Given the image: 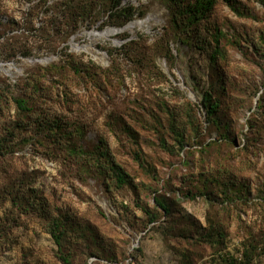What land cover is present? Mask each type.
<instances>
[{"label":"rangeland","instance_id":"374dc122","mask_svg":"<svg viewBox=\"0 0 264 264\" xmlns=\"http://www.w3.org/2000/svg\"><path fill=\"white\" fill-rule=\"evenodd\" d=\"M64 2L0 0V90L38 84L35 111L107 148L128 184L22 131L0 153V264H64L52 218L72 264H264V0H220L197 26L164 0H126L122 27L100 0L54 42L42 30ZM16 119L12 105L3 121Z\"/></svg>","mask_w":264,"mask_h":264},{"label":"trees","instance_id":"16d2710c","mask_svg":"<svg viewBox=\"0 0 264 264\" xmlns=\"http://www.w3.org/2000/svg\"><path fill=\"white\" fill-rule=\"evenodd\" d=\"M108 1L109 19H115L117 23L118 20H122L121 24L116 23L113 26L122 27L134 20L137 13L132 7L123 4L126 0ZM218 1L220 0H164L177 26L184 24L200 25L210 18ZM223 1L231 3L233 0ZM99 3L100 0H65L61 4L60 12L51 13V15L48 13L51 19L48 26L45 29L43 28V33L52 36L53 41L59 37L67 39L79 29L80 23L95 17ZM139 16L143 17V13H139ZM13 25L15 27L17 24L13 23ZM51 32L53 35L50 34ZM42 71L45 78L46 71L45 69ZM74 71L77 74L81 72L78 69H74ZM40 93L41 87L38 84H33L27 88L23 95L13 96L9 99L0 90V131H3L2 134L0 133V153L6 154L10 149L9 143L20 137L22 131H30L33 133L32 138H46L52 144L65 149L67 155L74 160L86 163L92 162L97 169L102 166L101 162L104 160L105 166L107 165L106 169H109L112 173L117 185L123 187L128 184V175L111 159L107 148L98 147L96 151L90 152L82 146L73 145L75 134H73L71 128H67V125L58 118L52 119L44 113L35 111L36 103L33 99L38 97ZM12 105L16 110L17 119L13 124H9L3 121V117L5 110ZM203 105L206 109L207 119L216 123L214 116L220 106L218 102L213 101L211 93L205 94ZM181 144L183 142H180ZM154 202L165 216L170 215V207L165 201L155 197ZM31 209L39 210V207L35 205V202H32ZM60 221L58 218L50 220V234L59 248L63 263L72 264L71 258L64 252L63 238L65 237V231L63 223Z\"/></svg>","mask_w":264,"mask_h":264},{"label":"bare ground","instance_id":"6f19581e","mask_svg":"<svg viewBox=\"0 0 264 264\" xmlns=\"http://www.w3.org/2000/svg\"><path fill=\"white\" fill-rule=\"evenodd\" d=\"M137 25H140V24H132L131 28H135ZM108 34L109 35H114V34H117V33H116V31L112 30V31H109Z\"/></svg>","mask_w":264,"mask_h":264}]
</instances>
